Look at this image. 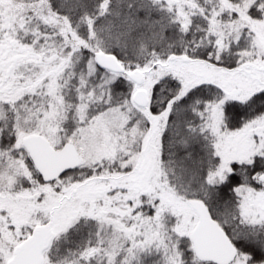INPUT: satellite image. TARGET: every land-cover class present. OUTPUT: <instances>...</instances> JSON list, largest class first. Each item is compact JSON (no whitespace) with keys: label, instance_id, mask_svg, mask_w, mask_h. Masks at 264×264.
<instances>
[{"label":"snow or ice","instance_id":"snow-or-ice-1","mask_svg":"<svg viewBox=\"0 0 264 264\" xmlns=\"http://www.w3.org/2000/svg\"><path fill=\"white\" fill-rule=\"evenodd\" d=\"M0 264H264V0H0Z\"/></svg>","mask_w":264,"mask_h":264}]
</instances>
